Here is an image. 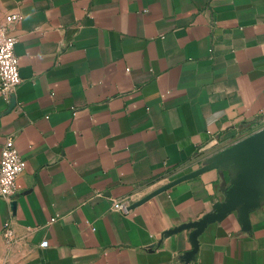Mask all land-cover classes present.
Wrapping results in <instances>:
<instances>
[{
    "label": "crops",
    "instance_id": "obj_1",
    "mask_svg": "<svg viewBox=\"0 0 264 264\" xmlns=\"http://www.w3.org/2000/svg\"><path fill=\"white\" fill-rule=\"evenodd\" d=\"M12 13L0 157L12 139L26 168L16 205L0 198V264H264V180L247 221L236 208L197 247L173 232L226 201L240 158L112 209L264 127V0H0Z\"/></svg>",
    "mask_w": 264,
    "mask_h": 264
},
{
    "label": "water",
    "instance_id": "obj_2",
    "mask_svg": "<svg viewBox=\"0 0 264 264\" xmlns=\"http://www.w3.org/2000/svg\"><path fill=\"white\" fill-rule=\"evenodd\" d=\"M214 157V159L199 169L187 173L153 191L145 198L134 203L131 208L140 205L154 195L165 191L180 182L194 178L203 172L218 167L230 160L240 158L243 162L244 169L239 174L238 180L234 183V187L227 192L226 201L218 206L216 211L208 213L200 221L183 225L174 229L173 232L193 228V238L197 247L198 234H200L209 223L224 218L229 212L236 208L239 207L241 209L243 219L247 221L246 216L248 212L259 205V184L264 180V128H261L252 135L239 140L232 146L223 149ZM12 205L13 207L16 205L15 201L12 202Z\"/></svg>",
    "mask_w": 264,
    "mask_h": 264
},
{
    "label": "built area",
    "instance_id": "obj_3",
    "mask_svg": "<svg viewBox=\"0 0 264 264\" xmlns=\"http://www.w3.org/2000/svg\"><path fill=\"white\" fill-rule=\"evenodd\" d=\"M19 14L12 13L0 21V93L9 99L22 83L19 58L16 53V39L11 33L12 26L19 21ZM264 128V127H262ZM26 161L13 144L12 139L1 148L0 157V198L13 202L17 193V177L25 170ZM133 196L113 200L112 209L128 212L136 203ZM3 237L7 243L15 240V230L8 221L4 227ZM48 247L49 241L40 244Z\"/></svg>",
    "mask_w": 264,
    "mask_h": 264
}]
</instances>
